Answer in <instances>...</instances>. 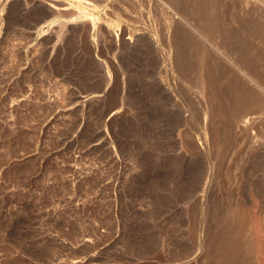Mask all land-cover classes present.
<instances>
[{"label":"rangeland","instance_id":"1","mask_svg":"<svg viewBox=\"0 0 264 264\" xmlns=\"http://www.w3.org/2000/svg\"><path fill=\"white\" fill-rule=\"evenodd\" d=\"M263 102L264 0H0V264H264Z\"/></svg>","mask_w":264,"mask_h":264},{"label":"bare ground","instance_id":"2","mask_svg":"<svg viewBox=\"0 0 264 264\" xmlns=\"http://www.w3.org/2000/svg\"><path fill=\"white\" fill-rule=\"evenodd\" d=\"M176 18V17H175ZM97 22V24H99V22L98 21H96ZM95 22V23H96ZM94 23V24H95ZM100 25V24H99ZM98 26V25H97ZM97 26H94V28H96ZM93 28V29H94ZM98 28V27H97ZM253 96H255V95H253ZM253 98V97H252ZM251 99V98H250ZM250 102H251V105H249L250 107H251V109H254V108H257L260 104H261V100H258V97H254L251 101H249L248 102V104H250ZM263 105H264V102H263ZM250 111V110H249ZM247 114V113H246ZM246 114H244L243 116H245ZM260 117V116H259ZM249 118V117H248ZM245 119H246V117H245ZM252 119V118H251ZM245 122H247V121H245ZM243 125V124H242ZM246 125V124H245ZM244 126V125H243ZM195 262V260L194 259H192V260H189V261H187L185 264H193Z\"/></svg>","mask_w":264,"mask_h":264}]
</instances>
